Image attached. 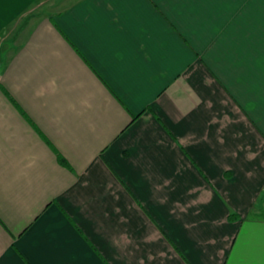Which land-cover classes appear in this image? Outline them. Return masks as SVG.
<instances>
[{
	"label": "crops",
	"instance_id": "1",
	"mask_svg": "<svg viewBox=\"0 0 264 264\" xmlns=\"http://www.w3.org/2000/svg\"><path fill=\"white\" fill-rule=\"evenodd\" d=\"M0 264H264V0H0Z\"/></svg>",
	"mask_w": 264,
	"mask_h": 264
},
{
	"label": "trees",
	"instance_id": "2",
	"mask_svg": "<svg viewBox=\"0 0 264 264\" xmlns=\"http://www.w3.org/2000/svg\"><path fill=\"white\" fill-rule=\"evenodd\" d=\"M232 216H233V214H232Z\"/></svg>",
	"mask_w": 264,
	"mask_h": 264
}]
</instances>
